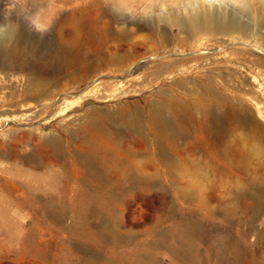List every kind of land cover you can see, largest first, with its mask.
I'll use <instances>...</instances> for the list:
<instances>
[{
    "label": "bare ground",
    "instance_id": "obj_1",
    "mask_svg": "<svg viewBox=\"0 0 264 264\" xmlns=\"http://www.w3.org/2000/svg\"><path fill=\"white\" fill-rule=\"evenodd\" d=\"M172 1L174 0H171V3ZM176 1L174 4L177 8L173 9V6L172 9L165 11L162 9L164 8L162 3L163 11L156 19L153 18L156 15H153L152 22L147 27L148 38L155 37V40L159 42L157 48L154 46L155 49L150 50L152 52L149 62L153 68L148 71L152 76L150 82L159 84V87L162 86L164 78L176 77V79L170 82L169 86H162L151 92L150 96L143 100V106H140L138 102H124L118 105L117 110L109 112L102 105L86 104L81 114H73L74 116L71 114L73 117L60 118L58 123L56 122L59 126L57 133L50 131L49 134H45L40 128H35L22 133L21 136H17V133V135H10L7 143H2L3 140L2 142L0 140L2 143L0 161L4 160L8 165L4 170L1 169L6 177L0 176V217L6 215V212L15 205L13 202L15 197H21L23 205L35 204L42 213L53 211L62 216L67 206H72L80 194L85 192L89 197L96 198L94 192L102 189L101 186L105 184L120 186L121 180H125L126 185L129 183V191L133 195L149 194L155 187L152 180L157 172L165 173V171L174 170L181 175V178H186L188 181L186 186H179L178 196H176L187 204L184 207L185 210L197 211L204 219H210L217 208L221 207L222 220L231 219L236 227L241 225L249 227L247 225L253 217L256 202L250 195L251 192L247 190L248 185L264 183L263 173L261 174L264 170V103H258V98L256 103L254 102L255 118L250 108L252 104L249 105L244 94L240 93L236 87L237 78L240 79L239 84L242 86L249 82L250 74L247 71L251 70L249 66L251 63L247 58L240 61L226 58L224 49L232 47L233 54L242 56L250 53L244 47L264 50V33L260 31L264 29V0L254 1L253 13L249 12L246 0H228L240 5L241 14L249 17L259 28L257 30L251 28L248 21L243 22L236 10L226 12L221 5L225 4V0L220 1L218 6L214 5L215 0ZM169 5L167 4L168 7ZM148 9L151 13L155 12L152 6L148 5ZM68 22L69 32L66 34L54 29L57 31L58 42L61 45L76 44L78 40L81 22L72 17ZM4 27V30L0 32V56L3 57H1L3 65L9 66L11 58H15L19 53L15 42L17 32L15 33L11 25L7 24ZM173 34H175L174 37H171ZM17 36L19 39L24 37ZM25 41L29 42V40ZM141 48L146 49L143 42H134L132 48L127 49L123 54H115L117 56L113 54L112 61L118 66L117 69L121 75H128L134 68L138 50ZM20 58L21 53L17 59L22 62ZM17 69L20 70L18 67ZM251 71L252 74L253 71ZM145 72L142 74H147ZM54 74V72L51 76L48 74L47 77L44 75L43 78H39L40 80L29 76L26 78L27 84H24V88L22 85V90L18 87L17 91L12 92L15 99L20 98V101L22 99L21 105L25 109L19 117H38L52 111L58 112L59 116L63 115L69 108L66 102L67 94L70 90L87 83L89 79L87 74H82L77 76L78 78L72 77L71 82H67ZM143 77L145 79V76ZM250 81L257 82L255 78ZM133 91L135 89L131 92ZM85 93L83 94L88 96V93ZM122 94L124 93L116 92L113 96L119 98ZM261 94L264 96V93ZM84 95L80 98H85ZM58 114L56 113L57 116ZM16 119H18L17 116ZM7 120H9L8 117L0 118V124ZM28 146L30 151L26 149ZM106 151H111L112 156ZM106 160L109 163H106ZM209 173L213 178L227 176L232 179L229 192L231 199L230 201L227 199L229 202L226 200L227 204L224 200L217 199L215 184L208 186L205 190L190 184L189 177L193 174L203 180ZM211 177L209 178L213 180ZM115 188L118 189V187ZM213 202H216L215 206ZM165 203L167 206L164 212L169 214L174 207L167 200ZM91 210L88 212L93 213L94 211ZM241 214H243L241 217L243 220L239 218ZM154 217L152 225L145 227L140 232V236L147 237L156 227L163 224L165 216ZM180 223L185 227L186 232L197 235L199 221L191 223L181 219ZM1 224L3 222H0ZM90 228L93 227L90 226ZM250 231L251 228L245 229V233ZM115 234L118 235V233ZM172 237L175 236L172 235ZM224 239L220 238L218 241L224 242ZM26 241L25 238L23 244L25 247L28 246ZM166 249L172 257L173 264L182 263L175 249ZM233 255L236 257V250L233 251Z\"/></svg>",
    "mask_w": 264,
    "mask_h": 264
},
{
    "label": "rangeland",
    "instance_id": "obj_2",
    "mask_svg": "<svg viewBox=\"0 0 264 264\" xmlns=\"http://www.w3.org/2000/svg\"><path fill=\"white\" fill-rule=\"evenodd\" d=\"M174 1L171 3V0H0V25H2L0 28L3 27L0 32L2 29L4 30V25L7 26L8 24L14 28L15 33L17 32L16 36L19 35L20 38L24 36L22 39L15 36V42L19 50L18 55L21 53L20 59L22 62L17 59V55L15 58H11L12 61L9 66H4L1 60L2 56H0V118L8 117L11 120L3 121L0 124L2 125L0 127L1 142L3 140L2 143H7L10 135L18 134L17 136H21L22 133L35 128H40L45 134H49L50 131L55 132L59 127L57 123L60 118L81 114L86 104L102 105L109 112H114L117 110L118 105L124 102H138L140 106H143V100L149 97L151 92L162 86H169L170 82L175 80L176 77L164 78L162 86L159 87V84L150 82L152 76L149 75L148 71L153 69L149 62L152 52L150 50L157 48L159 42L157 39L155 40V37L148 38L147 27L152 22L153 15H156L153 17L156 19L161 11L172 9L173 6V9L177 8ZM220 1L222 0H215L214 5L218 6ZM246 1L249 5V12L253 13L255 0ZM162 3H164V8H162ZM236 4V2L225 0V4L221 5L226 12L236 10L243 22L247 23L248 21V24L254 30L259 29L249 17L241 14L240 5L237 4V6ZM148 5L152 6L155 12L151 13ZM70 17L81 22L78 40L76 44L61 45L58 42L56 30H61L62 34L69 32L68 21ZM125 18L127 23L124 20ZM129 27H132V30ZM260 31L264 33V29H260ZM25 34L27 38H25ZM174 35H171V37H174ZM25 40H29V42ZM140 41L145 44L146 49L141 48L138 50L139 57L136 58L138 62L135 63L136 67L134 66L128 75H121L112 58L115 54H123L127 49L132 48L134 42ZM122 44L125 47H121ZM129 45L131 47L127 48ZM154 46L156 47L154 48ZM244 48L250 52L246 56L233 54L234 48L232 47H226L224 52L226 58L229 57L228 59L240 61L247 58L251 63L249 66L254 74L251 70L252 74L247 71L251 75H249L247 85H240L239 78L236 79L237 85H235L240 93L244 94L247 102L249 101V105L252 104L250 108L256 118L253 108L254 102L258 98V103H264V96L261 94L264 93V50H256L249 46ZM109 67H111V70ZM53 72L67 82H71L72 77L76 76L75 78H78L82 74H87L89 79L86 81L87 83L70 90V93L67 94L66 102L69 108L63 115L59 116L58 112L52 111L38 117H19L25 109L21 105L22 99L21 101L20 98L15 99L12 92L17 91L18 87L19 90H22L25 87L26 78L29 76L37 77L40 80L44 75L45 77L48 74V76H51ZM144 72L147 74L143 75ZM143 76H145V79ZM95 78L97 79L94 81ZM252 78H255L257 82H251ZM148 86L150 87L148 88ZM132 89H135V91L131 92ZM85 92L88 93V96L84 95ZM116 92H123L125 95L122 94L119 98H115L113 95ZM10 94L12 95L10 96ZM83 95L85 98L81 99L80 97ZM16 116L18 119H16ZM8 132L10 134H7ZM26 149L30 151L29 146ZM108 153L112 156L111 151ZM3 161H0V176L6 175L1 169L4 170L8 166L7 162ZM106 163H109V161L106 160ZM261 174L264 176V170L261 171ZM4 175L2 177H6ZM208 176L211 177L210 173L207 174L206 180H201L193 174L189 177L190 184L193 187L199 186L204 190L215 184L214 186H217V199L224 200L225 203L227 199L230 201L231 195L229 192L231 191L232 179L227 176H216V178L211 177L213 179L211 180ZM214 179L216 183L213 182ZM152 183L155 187L149 194L140 193L139 195H133L129 191V183L126 185L125 180L120 181V186L105 184L101 186L102 189L98 192L92 190L96 194V198L89 197L85 192L80 194L72 206H67V210L62 216L53 211L42 213L35 204L23 205V199L15 197L13 199L15 205L6 212V215L0 217V222H3L0 225V264H173L172 257L166 248H173L177 251L181 264H264V214L262 215V212L264 213V183L261 185H248L247 190L251 192L250 195L253 199L255 198L256 202L253 217L249 222L250 224L247 225L248 228L243 225L239 226L240 228L236 227L231 219L222 220L220 216L221 207L217 208L214 216L210 219H204L197 211L185 210L184 207L187 204L176 196H178L179 186H186L188 181L186 178H181V175L174 170L165 171V173L157 172ZM115 187H118V189ZM117 198L118 200H116ZM165 199L170 204L172 203L174 207L169 214L164 212L167 206ZM228 200L227 202H229ZM215 203H212L213 206L216 205ZM91 209H94V212ZM88 210L93 213L88 212ZM94 213L96 217H94ZM119 213H121V216ZM154 216H165L163 217V219L165 218L163 224L156 227L147 237L140 236V232L145 227L152 225ZM241 217H243V214L239 218L242 219ZM181 219L191 223L199 221L197 223V235L186 232L187 230L180 223ZM90 226L93 228L91 229ZM249 228H251V231L245 233V229ZM96 229L98 230L96 231ZM115 233H118V235ZM172 235L175 237H172ZM25 238L28 245L26 247L23 246ZM220 238H225V241H218ZM234 250H236V257L233 255Z\"/></svg>",
    "mask_w": 264,
    "mask_h": 264
}]
</instances>
